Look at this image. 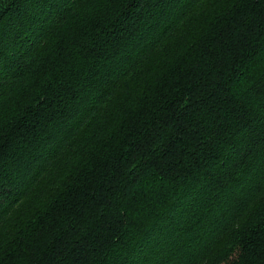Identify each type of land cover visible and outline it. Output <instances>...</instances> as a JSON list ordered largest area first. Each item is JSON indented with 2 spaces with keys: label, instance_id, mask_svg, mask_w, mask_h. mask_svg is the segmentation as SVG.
Segmentation results:
<instances>
[{
  "label": "trees",
  "instance_id": "1",
  "mask_svg": "<svg viewBox=\"0 0 264 264\" xmlns=\"http://www.w3.org/2000/svg\"><path fill=\"white\" fill-rule=\"evenodd\" d=\"M0 264H264V0H0Z\"/></svg>",
  "mask_w": 264,
  "mask_h": 264
}]
</instances>
